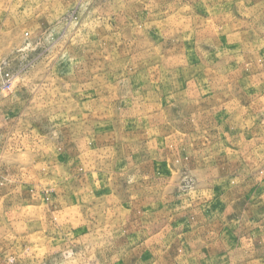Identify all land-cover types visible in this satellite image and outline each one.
<instances>
[{"label": "rangeland", "instance_id": "374dc122", "mask_svg": "<svg viewBox=\"0 0 264 264\" xmlns=\"http://www.w3.org/2000/svg\"><path fill=\"white\" fill-rule=\"evenodd\" d=\"M0 264H264V0H0Z\"/></svg>", "mask_w": 264, "mask_h": 264}]
</instances>
